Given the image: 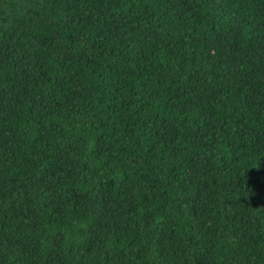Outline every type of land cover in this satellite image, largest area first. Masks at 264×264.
Listing matches in <instances>:
<instances>
[{
	"label": "trees",
	"instance_id": "16d2710c",
	"mask_svg": "<svg viewBox=\"0 0 264 264\" xmlns=\"http://www.w3.org/2000/svg\"><path fill=\"white\" fill-rule=\"evenodd\" d=\"M0 264H264V0H0Z\"/></svg>",
	"mask_w": 264,
	"mask_h": 264
}]
</instances>
